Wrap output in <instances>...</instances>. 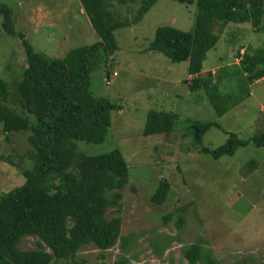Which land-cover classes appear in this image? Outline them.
Instances as JSON below:
<instances>
[{"label":"rangeland","instance_id":"374dc122","mask_svg":"<svg viewBox=\"0 0 264 264\" xmlns=\"http://www.w3.org/2000/svg\"><path fill=\"white\" fill-rule=\"evenodd\" d=\"M126 1L112 0L110 10L121 20H132L144 0ZM0 3L12 10L16 31L47 60L64 58L75 48L99 41L79 0ZM196 17V4L159 0L139 23L115 32L118 50L111 65L93 73L92 90L97 97L121 104L122 110L112 112L103 143L78 145L91 156L119 150L129 165L124 198L107 212L109 219L122 218V236L109 250L88 245L75 261L54 259L51 264H116L124 258L128 264H190L185 249L194 244L202 245L203 254L210 252L217 264H264V148L250 144L215 160L197 151L193 128L195 122L220 125L203 138V146L210 149L225 144L232 133L243 140L262 133L264 79L250 86L249 98L219 116L209 94L191 90L196 76L189 74L188 61L173 63L149 50L160 27L191 32ZM2 23L0 15V78L13 87L27 65L25 50L23 41L5 32ZM213 33L219 41L207 53L199 77L219 74L221 93L235 99L237 53L264 47V31H256L250 23H217ZM114 71L117 76L107 85L106 75ZM150 111L176 113L174 131L145 136ZM28 135L22 132L8 139L0 125V196L25 182L22 170L30 166ZM163 181L170 190L165 203L158 205L152 197ZM40 242L26 237L20 248L37 250Z\"/></svg>","mask_w":264,"mask_h":264},{"label":"trees","instance_id":"16d2710c","mask_svg":"<svg viewBox=\"0 0 264 264\" xmlns=\"http://www.w3.org/2000/svg\"><path fill=\"white\" fill-rule=\"evenodd\" d=\"M79 1L99 41L51 60L38 54L16 31L12 10L0 3L3 29L23 41L27 63L21 79L14 80L15 86L0 78V125L8 139L14 134L29 133L31 146L27 153L30 166L22 170L24 184L0 196V264L75 261L83 247L94 245L106 251L122 236V218L109 219L107 212L119 207L124 198L123 190L130 180L129 165L119 150L91 156L82 152L78 143L98 145L106 140L111 114L121 111L122 105L94 94L93 73L111 65L108 63L118 50L115 32L139 23L159 0H144L132 20H121L113 13L112 0ZM173 1L196 4L194 29L185 32L160 27L149 50L162 53L173 63L188 61L189 74L196 76L191 90L203 89L217 114L223 116L251 96V85L264 79V47L237 53L240 61L234 66L233 77L239 82V93L232 99L221 93L219 74L209 73L205 80L199 77L207 53L219 41L213 33L215 24L250 23L256 31H264V0ZM178 118L174 112L150 111L144 135H169ZM213 126L220 127L216 122L193 124L197 151L215 160L231 157L250 144L264 148V131L249 140L232 133L222 146L205 147L203 138ZM7 161L13 164L10 158ZM169 190L170 185L163 181L152 202L164 204ZM26 237L39 238L40 248L21 249ZM185 258L190 264H217L210 252L203 254L200 244L186 248ZM116 264H128V260L124 258Z\"/></svg>","mask_w":264,"mask_h":264},{"label":"built area","instance_id":"2783aa9c","mask_svg":"<svg viewBox=\"0 0 264 264\" xmlns=\"http://www.w3.org/2000/svg\"><path fill=\"white\" fill-rule=\"evenodd\" d=\"M116 76H117V72L116 71L112 72L111 75L109 76V78L105 79L106 84L107 85L110 84V79L113 77H116Z\"/></svg>","mask_w":264,"mask_h":264},{"label":"crops","instance_id":"0c3cea01","mask_svg":"<svg viewBox=\"0 0 264 264\" xmlns=\"http://www.w3.org/2000/svg\"><path fill=\"white\" fill-rule=\"evenodd\" d=\"M83 10V9H82ZM84 12V11H83Z\"/></svg>","mask_w":264,"mask_h":264}]
</instances>
